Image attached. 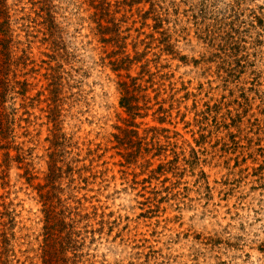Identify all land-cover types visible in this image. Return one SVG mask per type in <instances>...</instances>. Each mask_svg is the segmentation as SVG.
<instances>
[{"label":"rangeland","instance_id":"1","mask_svg":"<svg viewBox=\"0 0 264 264\" xmlns=\"http://www.w3.org/2000/svg\"><path fill=\"white\" fill-rule=\"evenodd\" d=\"M6 7L14 116L0 137V229L13 235L11 264H42L51 156L53 201L78 214L69 264H264V0Z\"/></svg>","mask_w":264,"mask_h":264},{"label":"trees","instance_id":"2","mask_svg":"<svg viewBox=\"0 0 264 264\" xmlns=\"http://www.w3.org/2000/svg\"><path fill=\"white\" fill-rule=\"evenodd\" d=\"M10 21L8 10L6 7V0H0V137L5 132V128L9 129L10 121H12L14 112L6 107V98L10 92V85L7 79L10 69L8 44L10 42ZM25 85V84H23ZM132 88V89H130ZM121 100L120 104L125 109L127 115L133 121L139 116L140 108L138 107V99L135 97L136 91L134 84L128 86L126 82L120 85ZM25 90L20 94L24 95ZM10 110V112H9ZM12 117V118H11ZM11 118V120H10ZM128 127H134L133 122H130ZM121 133H124L122 131ZM61 168L53 161L51 156L50 165L48 166V173L46 176V184L39 186L38 196L42 204L43 213V246L41 248V262L42 264H69L68 258L65 257L69 248L70 251L75 252L76 237L75 221L72 216H78L71 211L70 207H66L61 203L60 198L54 197L53 201V185L57 179L60 178ZM75 210V209H74ZM1 219L4 215L1 214ZM1 226L4 228L5 224ZM13 235L7 234V229H0V264H11L12 250L10 249V242ZM54 241V243H53ZM75 257V256H73Z\"/></svg>","mask_w":264,"mask_h":264}]
</instances>
